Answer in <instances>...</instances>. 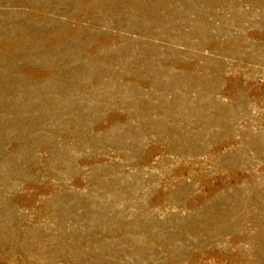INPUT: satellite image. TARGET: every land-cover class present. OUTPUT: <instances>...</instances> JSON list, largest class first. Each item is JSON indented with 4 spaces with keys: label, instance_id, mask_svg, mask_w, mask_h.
Wrapping results in <instances>:
<instances>
[{
    "label": "rangeland",
    "instance_id": "374dc122",
    "mask_svg": "<svg viewBox=\"0 0 264 264\" xmlns=\"http://www.w3.org/2000/svg\"><path fill=\"white\" fill-rule=\"evenodd\" d=\"M0 264H264V0H0Z\"/></svg>",
    "mask_w": 264,
    "mask_h": 264
}]
</instances>
